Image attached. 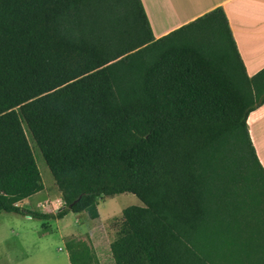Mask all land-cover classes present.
I'll return each mask as SVG.
<instances>
[{"label":"trees","instance_id":"16d2710c","mask_svg":"<svg viewBox=\"0 0 264 264\" xmlns=\"http://www.w3.org/2000/svg\"><path fill=\"white\" fill-rule=\"evenodd\" d=\"M264 103L217 7L155 38L142 0H0V211L39 219L133 193L114 264H264V168L247 118ZM31 133L62 195L44 189ZM71 264H100L80 238Z\"/></svg>","mask_w":264,"mask_h":264},{"label":"crops","instance_id":"0c3cea01","mask_svg":"<svg viewBox=\"0 0 264 264\" xmlns=\"http://www.w3.org/2000/svg\"><path fill=\"white\" fill-rule=\"evenodd\" d=\"M142 3L155 38H159L217 7H222L228 18L234 40L244 62L247 74L252 77L264 68V0H151L152 7L149 5L151 7L150 11L148 10L145 0H142ZM153 16L158 19V29L152 21ZM247 123L258 160L264 168V103L255 107V109L249 113ZM101 200L103 199L98 201L100 219L97 221L88 217L89 222L91 221V223H100L104 225L106 219L118 215L119 212L122 213L124 208L104 217L99 207V202ZM60 201L63 203L60 191H56L53 195L44 187L43 190L23 199L18 204L23 207L22 204L27 202L30 209L50 212L48 211L50 204L55 205L58 202V206L55 208L56 210L62 205ZM140 206H144V203ZM69 214H73L76 217L75 221L77 227L75 231H69L67 226H59L56 229L66 236V243L70 240L69 237L72 236V233H77L78 236L83 238L84 236L80 234L82 225L79 224L81 222H85V224L88 223V220L84 218L85 212L71 211L60 219H42L44 220V234L54 231L50 222L55 220L57 223H61L67 219ZM102 237V232H98L95 238H93V240L96 239L98 243L95 253L99 261L101 254L100 248L101 245H103ZM109 253L111 255L110 250ZM2 259L3 254L0 253V261H2Z\"/></svg>","mask_w":264,"mask_h":264},{"label":"rangeland","instance_id":"374dc122","mask_svg":"<svg viewBox=\"0 0 264 264\" xmlns=\"http://www.w3.org/2000/svg\"><path fill=\"white\" fill-rule=\"evenodd\" d=\"M145 2L150 11L152 7L151 0H145ZM152 21L158 29L157 17L153 16ZM27 136L34 151L44 187H46L49 193L54 195L59 189L53 175L28 130ZM60 204H62V202ZM130 205H143V202L135 194L129 192L106 197L99 202V207L104 217ZM22 206L30 209L27 202H24ZM57 206L58 202L55 205L50 204L48 211L54 212ZM84 216V218L88 220V223L85 224V222H81L79 224L82 225L80 234L84 237L82 238L78 236L77 233H72V236L69 238H80L85 240L93 251L96 252L98 243L96 239L93 240V238H95L98 232H102L103 245H101L100 248L101 262H99L100 264H114L109 253V248L110 242L115 237V224L121 218L122 213L119 212L118 215L106 219L104 225L100 223H91V221L89 222V217L86 212ZM75 219L76 217L73 214H69L67 219L61 223H57V221L53 220L50 224H52L54 231L44 234V220L17 212H0V253L3 254V259L0 261V264H70L71 262L69 260L66 245L67 238L56 228L59 226H67L69 231L74 232L77 227Z\"/></svg>","mask_w":264,"mask_h":264},{"label":"built area","instance_id":"2783aa9c","mask_svg":"<svg viewBox=\"0 0 264 264\" xmlns=\"http://www.w3.org/2000/svg\"><path fill=\"white\" fill-rule=\"evenodd\" d=\"M63 203H64V201H63ZM63 203H62V205H63ZM62 205H61V206H62ZM61 206H60V207H61Z\"/></svg>","mask_w":264,"mask_h":264}]
</instances>
